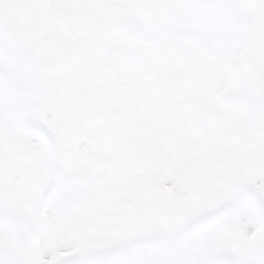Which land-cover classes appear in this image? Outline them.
<instances>
[{
  "label": "snow or ice",
  "instance_id": "obj_1",
  "mask_svg": "<svg viewBox=\"0 0 264 264\" xmlns=\"http://www.w3.org/2000/svg\"><path fill=\"white\" fill-rule=\"evenodd\" d=\"M0 264H264V0H0Z\"/></svg>",
  "mask_w": 264,
  "mask_h": 264
}]
</instances>
